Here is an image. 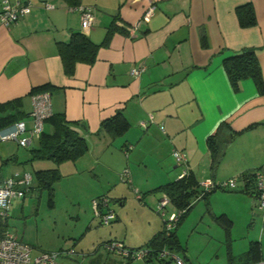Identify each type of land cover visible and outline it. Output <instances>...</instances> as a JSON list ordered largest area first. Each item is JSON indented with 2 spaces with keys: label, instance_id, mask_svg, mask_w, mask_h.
Wrapping results in <instances>:
<instances>
[{
  "label": "crops",
  "instance_id": "crops-1",
  "mask_svg": "<svg viewBox=\"0 0 264 264\" xmlns=\"http://www.w3.org/2000/svg\"><path fill=\"white\" fill-rule=\"evenodd\" d=\"M27 1L32 3L30 14L10 26L0 22V130L17 119L26 121V127L31 128L32 101L37 94L32 89L47 87L44 92L51 95L52 114L65 113L67 120L77 122L73 128L89 143L88 151L79 159L58 164L59 172L65 164H71L68 177L77 175V166L98 176L95 171L101 164L103 173H111L114 162L104 156L115 154L110 147L121 138L117 142L120 154L133 162L120 167L117 175L132 189L116 190L118 185L111 186L110 181L113 194L102 190L90 197L92 210L94 201L103 197L99 209L103 213L115 211L110 232L93 229L91 221L71 243L63 240L39 251L16 233L17 237L32 246V257L64 251L61 264H160L156 257H122L105 245L120 240L131 248H152L147 243L165 228L164 218L182 210L170 199L164 208L166 216L162 215L158 206L167 194L159 187L180 179L186 167L199 185L203 180L218 183L231 176L264 171V95L258 93L252 78L238 81L235 89L223 65L226 57L245 47H256L264 75V0H153L154 15L135 30L130 28L141 19L149 0H80L77 5L67 0ZM49 4L55 6L50 8ZM80 5L95 9L96 22L86 34L92 41L101 43L113 23L118 28L109 43L98 50L95 62H77L69 74L58 53V42H68L72 32L84 33ZM244 5L254 8L256 24H240L238 10ZM136 67L145 69L135 76L131 71ZM118 111L130 123L128 130L116 137L100 131L101 123ZM143 122L146 126H142ZM223 122L226 124L217 139L221 149L214 156L208 138ZM43 126V132H53L50 121L46 120ZM40 136L28 146H21L14 139L0 141V178L30 173L14 169L20 162L19 146L30 149L26 162L49 161L53 166L47 168L56 166L52 160L34 157L32 150L40 146ZM174 150L185 153V165L174 158ZM150 162L156 169L149 170ZM126 168L131 181L124 178ZM59 175L57 181L62 179ZM23 199L15 200L13 207L24 204ZM129 202L141 215L139 221L133 215L129 222L132 226H128L131 213L125 211ZM191 206L198 208V219L208 213L214 219L215 233L226 236L233 235L238 221L246 219V228L257 233L260 229L256 239L263 249L264 210L251 189H216L206 196L199 194ZM221 214L231 219V227L226 228L217 220ZM96 216L102 223L101 216ZM143 216L147 217V225L143 224ZM183 219L178 221L176 230ZM211 228L205 229L210 232ZM176 232L182 248L166 247L165 251L188 264H202ZM170 261L176 264L174 259Z\"/></svg>",
  "mask_w": 264,
  "mask_h": 264
},
{
  "label": "rangeland",
  "instance_id": "rangeland-1",
  "mask_svg": "<svg viewBox=\"0 0 264 264\" xmlns=\"http://www.w3.org/2000/svg\"><path fill=\"white\" fill-rule=\"evenodd\" d=\"M120 139H117L114 146L110 147L112 154L113 152L115 154L113 156L109 154L104 156V159L111 158L114 162V170L110 171L111 173H103L101 164L98 165L95 171L99 177L95 176L91 171H84L83 167L77 166V175L68 177L67 168L71 164H65L59 173L62 175V179L54 182L55 194L53 193V195L50 194L48 189L38 188V182L34 178L35 184L33 188L32 186L29 187L23 197L24 204L14 205L11 212H9L7 227L26 242H29L36 251L46 250L49 246L60 243L63 240L71 243L75 237L79 238V235L87 229L91 221L93 222V229L99 228L102 231L108 230L110 232L111 225L99 222L100 218L92 210L93 202L90 197L95 192H101L102 190L104 193L113 194L115 189L111 186L116 184L118 185L116 190L120 187H124L127 190L132 189L129 184L122 182L118 178L119 175H117L120 167L122 168L124 165L126 166L133 162V159L126 160L125 156H121L122 150L117 143ZM12 145L16 146L14 143ZM30 148L32 149V147ZM18 152L20 162L14 165V169H20L22 172L30 171L34 176L36 170L53 166L49 161L36 162L35 164L26 162L25 160L30 156L28 147L19 146ZM155 167L150 162L149 170ZM50 198L56 202L55 206H53V200ZM125 208V211L131 213L128 226L131 225L129 222H132L130 219L133 218V215H135L134 220L139 221L141 215L135 213V204L129 202ZM190 210V216L185 218ZM190 210L187 212L188 214H185L184 219L182 217L183 222L176 231H179L182 242L185 244L184 246L186 247L187 245L188 247L189 245L195 260L198 259L202 264H228L230 255L233 256L236 262H240V257L249 250L250 241H258L256 238L259 237L257 235L260 234V229H257V231L259 230V233H257L252 229L246 228V219L239 220L234 234L226 236V234L215 233L213 229L214 219L208 213L198 219V208L194 210L193 207H190ZM143 218L145 220L143 224L147 225V217L143 216ZM3 222L5 221L3 220ZM208 226L212 227L210 232L205 229ZM85 250L87 251V247H85ZM261 251L264 255V247Z\"/></svg>",
  "mask_w": 264,
  "mask_h": 264
},
{
  "label": "trees",
  "instance_id": "trees-1",
  "mask_svg": "<svg viewBox=\"0 0 264 264\" xmlns=\"http://www.w3.org/2000/svg\"><path fill=\"white\" fill-rule=\"evenodd\" d=\"M70 4L77 5L80 0H67ZM239 21L243 26H252L257 23V17L252 8V5H244L238 10ZM114 23L110 25L106 37L101 43H96L89 39V36L83 32H72L68 42H58V53L62 57L65 71L72 74L75 70L77 62H84L92 64L97 60L98 50L109 43L110 37H112L116 30ZM205 43V42H204ZM258 49L256 47H245L233 56L226 57L223 61L224 70H226L232 86L237 89L238 81L246 78H252L255 81L258 88V93L264 95V75L261 69V63L259 60ZM47 87H39L32 89V93H39L47 91ZM21 120L17 119L16 121ZM50 121L53 126L52 133L43 132L40 136V146L37 149H33L34 157L42 159L52 160L56 163L55 167L43 168L37 170L34 176L38 182V188L48 189L50 194L54 193V182L60 178L58 164L64 161H75L79 157L83 156L89 148V143L85 137H83L76 129L73 128L77 122L67 120L65 113H55L46 119ZM100 131H105L112 137L120 136L124 134L129 126L126 116L122 111H118L116 115L104 120ZM226 123L220 124L216 132L209 136L208 144L212 150V154H216L221 146L217 143L219 133L224 128ZM213 154V155H214ZM215 156V155H214ZM247 178L251 177L252 173L243 174ZM247 188V187H246ZM167 194L171 201L178 207V209H184L185 212L179 217H182L190 210L191 204H193L194 198L199 194L206 196L209 192H205L201 188L198 181H196L192 172H188L185 176L176 181L159 187ZM248 189V188H247ZM216 190V189H215ZM242 190H246L243 189ZM214 191V190H212ZM53 198V197H52ZM50 198L51 200H53ZM217 220L226 228L232 226L231 219L226 214L216 216ZM1 221L0 227L2 229L7 228V219ZM176 228L166 231L165 228L155 234L147 243L152 248L150 249V258L156 257L161 263L159 254L166 249V247L180 250L182 245L179 243V238ZM143 247V246H142ZM141 248V247H139ZM262 246L260 241H254L250 244L249 250L241 256L240 262H236L233 256L229 257V264H264V256L262 253ZM161 259V260H160ZM126 264H132L128 261ZM167 264H171L169 260Z\"/></svg>",
  "mask_w": 264,
  "mask_h": 264
},
{
  "label": "built area",
  "instance_id": "built-area-1",
  "mask_svg": "<svg viewBox=\"0 0 264 264\" xmlns=\"http://www.w3.org/2000/svg\"><path fill=\"white\" fill-rule=\"evenodd\" d=\"M32 3L27 0H1L0 9V22L4 26H10L19 22L24 16H27L32 11ZM54 4H49L48 7L53 8ZM82 19V28L85 34H87L94 26L96 22V12L94 7L89 5H80L78 7ZM156 10V4L153 0H149L146 10L143 12L141 19L130 29L135 30L141 24V22H147L154 15ZM145 68L136 67L132 69V73L135 76L140 75ZM52 99L49 92L37 93L33 97V108L30 113L33 119V126L31 128L26 127L27 123L24 120H19L9 127L0 130V141L14 139L19 142L21 146H28L33 141L34 137L40 136L44 131V123L52 113ZM142 126H146V122L142 123ZM128 151V150H126ZM174 158H176L179 164H186L187 157L185 153L180 150L173 151ZM188 167L184 168L181 177L188 174ZM129 169L126 168L123 171L124 178L131 181ZM33 182V176L30 173L18 174L8 178H0V223L10 216L11 209L15 200L22 199L26 192L29 190ZM202 189L205 192H209L215 189H251L258 199L259 206L264 210V171H254L251 177L247 178L246 175H235L227 178L222 182H215L213 180H203L200 183ZM248 189H247V188ZM103 197L97 198L94 201V210L96 215H100L102 223L109 225L112 220L116 218V213L113 210H109L103 213L99 208ZM170 203V198L165 195L158 206L162 215L166 216L165 209ZM185 210H177L170 213L164 218V226L166 231L174 229L179 221V217ZM108 250L116 252L122 257L129 259H147L150 255V251L144 246L141 248H131L120 240H113L107 242L105 245ZM32 246L22 241L17 237L16 233L8 228L2 229L0 227V264H61L60 258L63 257L64 251H50L43 252L36 257H32ZM161 263L167 264L170 259H174L176 264H188L184 259L179 256H175L174 253L163 250L159 254ZM171 257L170 259H167Z\"/></svg>",
  "mask_w": 264,
  "mask_h": 264
}]
</instances>
